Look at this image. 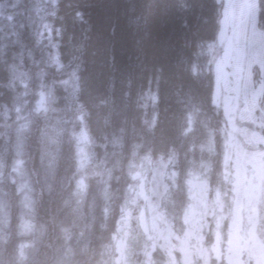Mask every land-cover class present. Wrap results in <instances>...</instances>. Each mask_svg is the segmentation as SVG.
Masks as SVG:
<instances>
[{"label": "trees", "instance_id": "16d2710c", "mask_svg": "<svg viewBox=\"0 0 264 264\" xmlns=\"http://www.w3.org/2000/svg\"><path fill=\"white\" fill-rule=\"evenodd\" d=\"M10 2L0 0V7ZM16 8L11 18L0 8V33H6L0 35V264H115L112 237L132 176L155 159L168 161L174 173L160 208L178 236L185 228L187 182L198 171L194 161L206 165L202 175L209 215L203 240H217L223 250L233 215V173L223 161L224 115L212 101L220 3L17 0ZM23 8L38 13L25 18ZM37 14H44L43 21ZM257 24L264 31V0H258ZM252 74L257 81V66ZM262 82L264 107V57ZM39 92L45 96L40 109L35 102ZM22 111L28 117L21 138L16 124L24 118ZM49 118L59 120L64 134L57 137L45 185L40 168ZM77 130L87 138L81 166L75 156ZM260 131L264 136V127ZM17 148L24 152L20 157ZM17 161L34 186L31 221L39 231L37 240L34 228L30 234L22 229ZM80 180L82 195L95 189L91 207H70L67 198L79 190ZM82 227L87 228L85 241ZM28 235L35 236L28 241ZM152 256L153 264H164L163 251ZM211 264L226 262L212 259Z\"/></svg>", "mask_w": 264, "mask_h": 264}, {"label": "rangeland", "instance_id": "374dc122", "mask_svg": "<svg viewBox=\"0 0 264 264\" xmlns=\"http://www.w3.org/2000/svg\"><path fill=\"white\" fill-rule=\"evenodd\" d=\"M216 1L221 5V15L212 67V101L222 109L224 115L223 161L233 173V215L228 241L223 250L217 240L212 244L204 243L203 235L207 230L209 215L206 180L202 175L206 165L196 161L194 168L198 171L187 182V203L183 212L184 232L178 236L173 231L171 220L162 213L160 200L168 183H174V173H170L168 161L155 159L146 166H140L132 176L133 184L124 198L123 210L112 237L115 264H153L152 253L157 249L163 251L164 264H178L176 256L181 264H211L212 259L216 263L221 258H224L226 264H264V136L260 131L264 127V107L261 103L264 31L257 24V0ZM16 5L17 0H11L0 8L3 14L6 12L11 18L18 11ZM25 13L23 8L22 17L34 15ZM37 18L43 21L44 14ZM1 20L4 21V18ZM254 66L259 70L260 77L257 81L253 79ZM35 100L38 109L44 107L43 93L39 92ZM27 114L22 111L21 116L24 118H19L16 124L21 138L24 137L23 130L27 131ZM58 121L49 118L44 126V183L48 182L52 173L57 137L64 134ZM80 131H75L73 136L77 147L75 156L81 166L86 155L84 143L87 138ZM10 136H14V144L18 143L16 134L10 133ZM16 153L20 157L24 152L21 153L20 148H17ZM14 169L18 179H21L17 185L25 216L22 219V229L30 234L31 229L37 230L31 221L35 200L34 186L22 174L18 161L15 162ZM78 187L79 190L75 189L67 198L70 207H77L82 203H86L85 207H91L95 189L90 190L91 193L87 196L81 193L85 189L83 180L78 181ZM102 199H105L104 195ZM88 218L90 220V216ZM82 230V239L85 241L87 228L82 227Z\"/></svg>", "mask_w": 264, "mask_h": 264}, {"label": "bare ground", "instance_id": "6f19581e", "mask_svg": "<svg viewBox=\"0 0 264 264\" xmlns=\"http://www.w3.org/2000/svg\"><path fill=\"white\" fill-rule=\"evenodd\" d=\"M41 7H42V6H41ZM26 8H28V7H26ZM26 8H25V10H26ZM33 9H34V8H33ZM35 9H37V8H35ZM35 11H36V10H35ZM35 11H34V12H35ZM37 11H38V10H37ZM20 12H21V11H20ZM26 13H27V14H26ZM26 13H25V14L28 15V12H26ZM35 13H38V12H35ZM35 13H34V14H35ZM25 14H24V15H25ZM40 14H41V13H40ZM37 15H38V14H37ZM29 16H30V15H29ZM31 16H32V15H31ZM38 16H39V15H38ZM20 17H21V16H20ZM35 17H37V16L35 15ZM27 19H28V18H27ZM33 19H34V18H33ZM39 19H40V18H39ZM31 20H32V19H31ZM36 20H37V19H36ZM36 20H33V21H36ZM40 20H41V19H40ZM20 21H21V20H20ZM24 22H25V21H24ZM40 22H41V21H40ZM17 23H18V21H17ZM27 23H30V22L27 21ZM18 24H19V23H18ZM6 25H7V24H6ZM6 25H4V26H6ZM20 25H21V24H20ZM20 25H19V26H20ZM27 25H28V24H27ZM27 27H28V26H27ZM34 27H35V25H34ZM0 28H2V27H0ZM7 28H8V27H7ZM24 28H25V26H24ZM28 28H29V27H28ZM33 29H34V28H33ZM2 30H3V29H2ZM31 30H32V28H31ZM35 30H36V29H35ZM27 31H28V30H27ZM32 31H33V30H32ZM2 32H3V31H2ZM28 32H29V31H28ZM3 33H4V32H3ZM24 34H25V33H24ZM33 34H34V32H33ZM33 34H32V36H33ZM0 35H1V34H0ZM5 35H6V33H4V36H5ZM7 36H8V35H7ZM29 36H30V34H29ZM1 37H2V36H1ZM30 38H31V37H30ZM1 39H2V38H1ZM3 39H4V38H3ZM5 39H7V38H5ZM7 40H8V39H7ZM12 40H13V39H12ZM14 40H15V38H14ZM16 40H17V39H16ZM22 41H23V39H22ZM12 47H13V46H12ZM55 47H56V46H55ZM42 48H43V47H42ZM44 48H45V47H44ZM44 48H43V49H44ZM4 49H5V48H4ZM17 49H18V47H17ZM17 51H18V50H17ZM42 51H43V50H42ZM46 51H47V50H46ZM11 52H12V51H11ZM47 52H48V51H47ZM41 53H42V52H41ZM46 54H47V53H46ZM48 54H49V53H48ZM43 55H44V53H43ZM43 57H44V56H43ZM48 60H50V59H48ZM11 61H13V60H11ZM28 61H29V60H28ZM45 61H46V60H45ZM9 64H10V63H9ZM9 64H8V65H9ZM49 64H50V63H49ZM52 65H53V64H52ZM3 66H4V65H3ZM53 66H54V65H53ZM3 68H4V67H3ZM67 70H68V69H67ZM6 71H7V70H6ZM66 72H67V71H66ZM7 73H8V71H7ZM51 73H52V72H51ZM53 73H54V71H53ZM57 73H58V72H57ZM75 73H76V72H75ZM75 73L72 72V74H75ZM59 74H60V73H58L57 75H59ZM66 75H67V73H66ZM77 75H78V74H77ZM156 75H157V74H156ZM7 76H8V75H7ZM55 76H56V75H55ZM72 76H74V75H72ZM79 76H80V75H79ZM50 78H51V76H50ZM66 79H67V78H66ZM68 79H69V76H68ZM78 80H79V79H78ZM57 81H60V80H57ZM149 81H150V79H149ZM1 82H2V80H1ZM54 82H55V81H54ZM2 83H3V82H2ZM58 83H59V82H58ZM60 83H62V82H60ZM60 83H59V84H60ZM81 83H82V81H81ZM4 84H5V85H4ZM4 84H3V86H6V83H4ZM47 84H48V83H47ZM49 84H50V82H49ZM52 85H53V84H52ZM60 85H62V84H60ZM81 86H82V85H81ZM48 87H49V86H48ZM50 87H51V85H50ZM61 87H62V86H61ZM8 88H9V87H8ZM51 88H52V87H51ZM53 88H54V87H53ZM11 89H12V88H11ZM57 89H58V88H57ZM0 90H1V89H0ZM151 90H152V89H151ZM154 90H155V89H154ZM156 90H157V88H156ZM65 91H66V90H65ZM65 93H66V92H65ZM150 93H152V92H150ZM7 94H9V93L7 92ZM70 94H71V93H70ZM155 94H156V93H155ZM66 95H68V94L66 93ZM74 95H75V93H74ZM142 95H143V94H142ZM149 95H150V94H149ZM156 95H157V94H156ZM63 96H64V95H63ZM71 96H72V95H71ZM71 96H70V97H71ZM157 96H158V95H157ZM10 97H11V95H10ZM64 97H65V96H64ZM62 98H63V97H62ZM148 98H149V97H148ZM2 99H3V98H2ZM2 99H1V100H2ZM138 99H139V98H138ZM144 99H146V97H145ZM149 99H150V98H149ZM61 100H62V99H61ZM65 100H68V99L66 98ZM3 101H4V100H3ZM144 101H146V100H144ZM144 101H143V102H144ZM4 102H5V101H4ZM62 102H63V101H62ZM64 102H65V101H64ZM67 102H68V101H67ZM146 102H147V101H146ZM140 103H141V102H140ZM2 104H3V102H2ZM141 104L144 105V103H141ZM156 104H157V103H156ZM156 104H155V105H156ZM61 105H62V104H61ZM137 105H139V103H138ZM149 105H150V102H149ZM155 105H153V107H154ZM150 106H151V105H150ZM3 107H4V106H3ZM77 107H79V106H77ZM144 107H145V105H144ZM144 107H143V108H144ZM151 107H152V106H151ZM153 107H152V108H153ZM156 107H157V105L155 106V108H156ZM155 108H154V109H155ZM58 109H59V108H58ZM152 110H153V109H152ZM152 110L150 109V112H151L150 114H152V112H153ZM0 111H1V109H0ZM145 111H146V110H145ZM155 111H156V110H155ZM156 112H157V111H156ZM64 113H65V112H64ZM143 113H144V112H143ZM150 114H149V115H150ZM149 115H147V116H149ZM152 116H154V115H152ZM64 118H65V116H64ZM144 118H145V117H144ZM42 130H43V128H42ZM45 131H46V130H45ZM40 132H41V131H40ZM43 132H44V131H43ZM0 134H1V133H0ZM2 134H4V133H2ZM100 135H101V134H100ZM37 137H38V136H37ZM106 138H107V137H106ZM106 138H105V140H106ZM40 141H41V140H40ZM59 141H60V140H59ZM62 141H63V140H62ZM42 142H45V140L43 139ZM42 142H41V143H42ZM112 142H113V141H112ZM45 143H46V142H45ZM59 143H60V142H59ZM108 143H109V142H108ZM43 144H44V143H43ZM62 144H63V142H62ZM67 144H68V143H67ZM105 144H106V143H105ZM116 145H117V144H116ZM40 146H42V145L40 144ZM67 146H68V145H67ZM109 146H110V145H109ZM36 147H37V146H36ZM42 148H43V147H42ZM38 151H39V150H38ZM42 151H43V150H42ZM55 151H56V150H55ZM44 152H45V148H44ZM44 152H43V153H44ZM32 153H33V152H32ZM45 153H46V152H45ZM38 155H39V154H38ZM41 155H42V154H41ZM41 155H40V156H41ZM42 156H43V155H42ZM56 156H57V155H56ZM43 158H44V157H43ZM112 158H113V157H112ZM37 162H38V161H37ZM44 162H45V161H44ZM46 162H47V161H46ZM47 164H49V163H47ZM47 164H46V165H47ZM39 166H40V165H39ZM42 167H43V166H42ZM42 167H41V168H42ZM51 167H52V166H51ZM47 168H48V167H47ZM49 168H50V167H49ZM52 169H53V168H52ZM43 170H44V169H43ZM48 171H50V170L48 169ZM44 172H45V171H44ZM44 175H45V174H44ZM46 177H47V176H46ZM46 177H45V178H46ZM43 178H44V177H43ZM41 179H42V178H41ZM49 179H50V178H49ZM43 180H44V179H43ZM46 182H47V181H46ZM46 182H45V183H46ZM52 192H53V191H52ZM99 205H100V204H99ZM77 207H78V206H77ZM74 216H75V215H74ZM53 224H54V222H53ZM40 228H41V227H40ZM49 232H50V231H49ZM65 232H66V231H65ZM36 233H37V230L35 231V235H36V237L38 238V236H39V231H38L37 234H36ZM31 234H32V233H31ZM62 234H63V233H62ZM35 235H31L30 237H34ZM30 237L28 236L25 240H28V241L30 240V241H31L32 239H31ZM63 237H64V236H63ZM35 239H36V238H35ZM39 239H40V238H39ZM63 239H64V238H63ZM36 240H37V239H36ZM18 241H19V240H18ZM24 244H25V243H24ZM29 244H30V243H29ZM31 244H32V243H31ZM31 244H30V246H31ZM28 246H29V245H28ZM30 246H29V247H30ZM32 252H33V251H32ZM11 259H12V258H11ZM13 260H14V259H13ZM15 261H16V260H14V262H15ZM16 262H17V261H16ZM16 262H15V263H16ZM12 264H13V263H12Z\"/></svg>", "mask_w": 264, "mask_h": 264}]
</instances>
